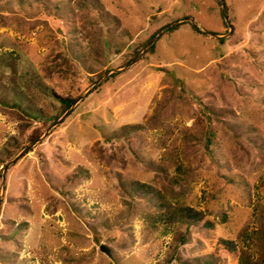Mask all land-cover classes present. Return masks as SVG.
<instances>
[{"label": "rangeland", "instance_id": "rangeland-1", "mask_svg": "<svg viewBox=\"0 0 264 264\" xmlns=\"http://www.w3.org/2000/svg\"><path fill=\"white\" fill-rule=\"evenodd\" d=\"M224 1L222 44L220 0H0V264H264V0Z\"/></svg>", "mask_w": 264, "mask_h": 264}, {"label": "trees", "instance_id": "trees-1", "mask_svg": "<svg viewBox=\"0 0 264 264\" xmlns=\"http://www.w3.org/2000/svg\"><path fill=\"white\" fill-rule=\"evenodd\" d=\"M190 24V23H189ZM191 25V24H190ZM180 25H177V26H173L171 28L168 29L167 32H172L176 29H178ZM192 29L194 31H196L197 33H200L199 29L193 25H191ZM157 32L153 33L152 36L149 37L148 41L145 42L142 46L144 47L146 45V43H148L153 37L154 35L156 34ZM220 43H224L225 40L224 39H220L219 40ZM154 49H155V44H153L149 50H148V53H153L154 52ZM139 49L135 50L131 56V58L126 62V63H129L131 62L133 59H135L139 53ZM74 99L73 98H68V99H64V100H61V109H60V112L57 113L54 118H53V123L74 103ZM222 111V110H220ZM224 112V111H222ZM225 113L227 114H231L230 111H225ZM204 116H212V115H217L218 114V111H215V110H212V109H206L204 112H203ZM42 135V133L39 131L35 134H33L30 139H29V142H34L35 140H37L40 136ZM210 142L211 140L209 138H206L204 143H205V146L208 148V146H210ZM149 188L143 186V185H139V184H135V186L131 189H128L126 190L128 193H132V192H135V191H148ZM171 211V213H169ZM170 210L168 211V215H167V223L168 224H171V225H175L177 223H182L183 225H185L187 228V233L189 231L190 228H199V229H203V230H213L217 224V220L216 219H213L211 218L210 216L206 215L203 211H199V210H196L195 208H193L192 206H188V205H181L180 203H175L174 206L170 207ZM162 220V219H160ZM159 220V221H160ZM221 220L223 222H226L227 221V216L225 214L222 215L221 217ZM177 238H179L180 240V243L184 240H185V237H182L181 235H177ZM219 251L221 254L225 255V256H232L233 254H235L237 252V249H236V246L234 244L233 241L231 240H227V239H220L219 241ZM179 245L177 247V253H175L177 256H178V253H179ZM178 259V257H175ZM211 260H207V258H204V263L206 264H212V261L214 259V257H209ZM217 258H220V257H217ZM176 259V260H177ZM179 260V259H178ZM207 261V262H206Z\"/></svg>", "mask_w": 264, "mask_h": 264}, {"label": "water", "instance_id": "water-1", "mask_svg": "<svg viewBox=\"0 0 264 264\" xmlns=\"http://www.w3.org/2000/svg\"><path fill=\"white\" fill-rule=\"evenodd\" d=\"M220 5H221V11H222V16H223V19H224V22H225V24H226V26L229 28V33L227 34V35H217V34H213V33H209V32H206V31H203V33L205 34V35H207V36H210V37H213V38H216V39H225L227 36H229L230 34H231V32H232V27H231V24H230V22H229V18H228V14H227V12H226V5H225V1L224 0H220ZM183 22H190L193 26H195V27H197L196 26V23H195V21H194V19L193 18H186V19H183V20H181V21H176V22H174V23H172V24H169V25H167V26H165L155 37H154V39L146 46V48L142 51V53H140L139 54V56L135 59V60H133L129 65H127L124 69H126V68H129V67H131L132 65H134L140 58H141V56L154 44V42L158 39V37L164 32V31H166V30H168L169 28H171V27H173L174 25H176V24H180V23H183ZM198 28V27H197ZM199 29V28H198ZM124 69H117V70H114V71H111L110 73H107L106 75H105V77L103 78V79H105L106 77H108L109 75H111V74H114V73H117V72H120V71H122V70H124ZM103 79H101V80H99V81H97L95 84H94V86L96 87ZM88 92H90V91H88ZM87 92V93H88ZM86 93V94H87ZM86 94H84L83 96H81L78 100H76L73 104H72V106L66 111V113L62 116V117H60L57 121H56V123H55V125H58L69 113H70V111L85 97V95ZM54 125V126H55ZM47 134H48V132H47ZM40 140V139H39ZM18 159V157L17 158H15V159H13L11 162H10V164H12L13 162H15L16 160ZM10 164H7L6 166H5V168L3 169V173H2V187L4 188V186H5V178H6V171H7V169H8V166L10 165ZM0 202H1V199H0ZM100 250L101 251H104L107 255L109 254V251H108V249H106L104 246H101L100 247Z\"/></svg>", "mask_w": 264, "mask_h": 264}]
</instances>
